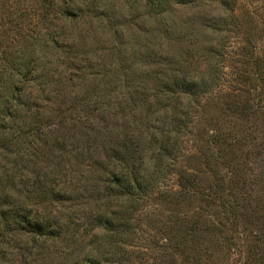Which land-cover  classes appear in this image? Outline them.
I'll return each mask as SVG.
<instances>
[{"label":"rangeland","instance_id":"1","mask_svg":"<svg viewBox=\"0 0 264 264\" xmlns=\"http://www.w3.org/2000/svg\"><path fill=\"white\" fill-rule=\"evenodd\" d=\"M9 1L10 54L11 11L37 4ZM226 3H51L79 10L36 28L59 49L44 36L3 112L30 135L0 130V264H264V0ZM176 124L175 162L150 179Z\"/></svg>","mask_w":264,"mask_h":264},{"label":"trees","instance_id":"2","mask_svg":"<svg viewBox=\"0 0 264 264\" xmlns=\"http://www.w3.org/2000/svg\"><path fill=\"white\" fill-rule=\"evenodd\" d=\"M6 1L10 2L9 0ZM53 1L54 0H35L37 4V7L35 9L36 11L31 10L29 11L30 13L28 12L25 14L23 12L19 14V12L13 9V11H11L10 13V19H8L6 23L8 29H6L5 31L6 34L3 35L5 36V38L11 40L10 43L15 41L17 44H19V46H17V49H13L12 53L9 54L10 51H5L4 49H2L3 45L0 43V64H2L1 70L7 71L6 74L0 72V130L12 129L13 133L15 131H18V133L19 132L22 133L21 131L18 130L17 127L18 124L15 123L14 119L12 122L15 124H13L12 122L9 123V119H6V117L3 115V112L6 111L8 113L7 110L10 109L15 103H17L19 99H21L23 85H25V83L27 82H30V80L36 79L35 63L37 58H36L35 48L39 47L41 45V42H44V36L46 35V36H51V38L48 37L46 43H48L51 46V48L54 50L59 49V46L56 45L57 39L54 29L52 30L47 27L46 31H44L43 33V32H38L36 28H39L40 25L50 23L51 19L57 16L56 14H58L60 18L70 20L71 18L70 16H68L67 13L73 12L72 15H76L78 13L79 8L77 7H70L71 10H69V7H66L64 8V10L53 11L51 6L52 5L51 3ZM222 3H223L222 6L224 8V12L226 13L230 12L231 9L228 7L226 0H222ZM25 16L30 21V24H32L31 25L32 29L35 28V30L32 29L28 30V31H32L30 32L31 33L30 35L22 34L21 32L18 34L19 30L25 28V26H23L22 24L23 18ZM15 30H17L16 34L13 33ZM1 40L2 39L0 38V41ZM12 47L14 46L12 45ZM67 51H69V49H67ZM67 57L71 58L70 56ZM256 62H258V59ZM183 98L184 97L182 95H179L176 99H183ZM167 99L169 98L167 97ZM17 105H20V103H17ZM9 118H12V116H9ZM176 126L177 129L172 131L175 133V135H173V141H171V134L169 133L168 137H165V139L162 142L161 149L158 151V156H157L158 161L154 163L155 165L152 170V173L148 176L150 179H153L155 177L154 175L158 172V169H160L162 165V161L164 159L166 160L167 158H171L170 160L172 162H175L176 154H177L176 146H178V133H180V128L178 127L177 124ZM25 134L30 135V131H28ZM19 137L20 136L18 135L17 138ZM32 142L33 140L31 141V143ZM2 149L3 151H6V147L5 148L3 147ZM214 157L215 158L213 159L216 162L218 158L216 156ZM208 161L214 164V161L212 160L211 161L208 160ZM128 175H129L128 172L127 174L125 172L121 173V177L125 181L128 178ZM27 224L28 225L26 226V228L27 230L31 231V235L34 240L41 239L43 236L48 237L51 233L49 227H41L37 224H30V223ZM112 244L113 242L111 241L109 246H112ZM88 264H94V261L91 260Z\"/></svg>","mask_w":264,"mask_h":264}]
</instances>
